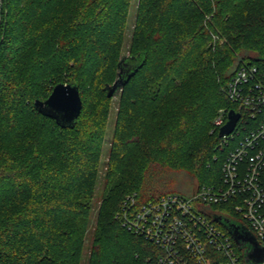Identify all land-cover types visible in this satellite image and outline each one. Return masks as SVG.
<instances>
[{"label":"trees","instance_id":"trees-1","mask_svg":"<svg viewBox=\"0 0 264 264\" xmlns=\"http://www.w3.org/2000/svg\"><path fill=\"white\" fill-rule=\"evenodd\" d=\"M130 3L6 2L0 264H80L89 231L86 264H155L158 249L117 219L126 195L157 200L180 172L197 181L196 189L221 182L226 153L211 132L213 120L232 108L224 87L235 70L264 62V0H138L128 29ZM124 58L139 62L116 92L98 188L112 99L106 87ZM57 84L78 88L81 110L71 126L34 108Z\"/></svg>","mask_w":264,"mask_h":264},{"label":"built area","instance_id":"built-area-1","mask_svg":"<svg viewBox=\"0 0 264 264\" xmlns=\"http://www.w3.org/2000/svg\"><path fill=\"white\" fill-rule=\"evenodd\" d=\"M6 2L0 0V39ZM224 95L232 108L220 110L211 132H219L229 110L239 119L233 131L220 138L219 147L226 153L221 182L203 185L189 196L166 194L147 202L131 193L117 214L125 231L158 249L155 264H247L245 248L213 220L215 215L242 224L264 248V62L238 67ZM214 206L229 209L220 212Z\"/></svg>","mask_w":264,"mask_h":264},{"label":"water","instance_id":"water-1","mask_svg":"<svg viewBox=\"0 0 264 264\" xmlns=\"http://www.w3.org/2000/svg\"><path fill=\"white\" fill-rule=\"evenodd\" d=\"M262 60L264 61V58ZM138 62V58H124L120 61L118 79L106 87L107 98L113 97L124 85ZM34 108L42 116L54 119L61 126H71L81 110L78 88L73 84H57L45 100L34 102ZM238 119L239 114L229 110L226 123L220 128L218 137L228 136ZM213 220L221 223L230 232L239 248H245L243 256L247 264L261 263L264 248L257 244L255 238L242 224L220 215L213 216Z\"/></svg>","mask_w":264,"mask_h":264},{"label":"rangeland","instance_id":"rangeland-1","mask_svg":"<svg viewBox=\"0 0 264 264\" xmlns=\"http://www.w3.org/2000/svg\"><path fill=\"white\" fill-rule=\"evenodd\" d=\"M137 2L138 0H131L130 3V8H129V12H128V19H127V26L128 29L131 27L132 23H133V19L135 16V11H136V7H137ZM129 33V32H128ZM128 37L129 35H126L125 37V46L127 45V41H128ZM124 46V47H125ZM125 50V48H124ZM124 56H128V54H124ZM119 99H120V93L118 92V94L116 93V95H114L112 97V99L110 100V112L108 115V121H107V131H106V138H105V143L103 146V151L99 160V167H98V182H97V187L100 188V184H101V176L102 174L105 172L106 170V165L108 163V148H109V142L111 141V136L113 133V129H114V123H115V115H116V111L118 109V103H119ZM219 109L216 113V116L219 114L220 110ZM215 116V117H216ZM175 187H162L163 191L167 194H176V195H186L189 196L190 194L194 193L198 187L197 185V181L189 176H187L185 173H176V180H175ZM101 201V194L100 193H96V196L94 197V202L96 204H99ZM228 207H218L215 208V210H218L220 212H225L226 210H228ZM91 233L90 231L88 232L87 236H86V241L84 243V248H83V259L80 262V264H86L87 263V256L89 254V249L91 246Z\"/></svg>","mask_w":264,"mask_h":264}]
</instances>
